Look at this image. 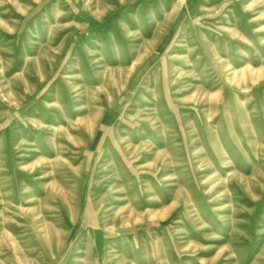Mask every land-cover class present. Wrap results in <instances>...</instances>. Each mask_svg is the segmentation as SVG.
<instances>
[{"label": "rangeland", "instance_id": "rangeland-1", "mask_svg": "<svg viewBox=\"0 0 264 264\" xmlns=\"http://www.w3.org/2000/svg\"><path fill=\"white\" fill-rule=\"evenodd\" d=\"M0 264H264V0H0Z\"/></svg>", "mask_w": 264, "mask_h": 264}]
</instances>
